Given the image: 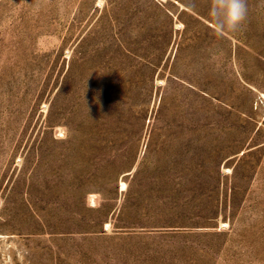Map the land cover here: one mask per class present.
Segmentation results:
<instances>
[{"label": "rangeland", "instance_id": "obj_1", "mask_svg": "<svg viewBox=\"0 0 264 264\" xmlns=\"http://www.w3.org/2000/svg\"><path fill=\"white\" fill-rule=\"evenodd\" d=\"M0 0V264H264V0Z\"/></svg>", "mask_w": 264, "mask_h": 264}, {"label": "clouds", "instance_id": "obj_2", "mask_svg": "<svg viewBox=\"0 0 264 264\" xmlns=\"http://www.w3.org/2000/svg\"><path fill=\"white\" fill-rule=\"evenodd\" d=\"M209 14L220 32H237L248 18L247 0H212Z\"/></svg>", "mask_w": 264, "mask_h": 264}]
</instances>
